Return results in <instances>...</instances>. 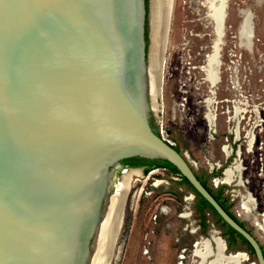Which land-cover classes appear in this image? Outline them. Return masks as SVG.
Returning <instances> with one entry per match:
<instances>
[{
    "label": "water",
    "instance_id": "95a60500",
    "mask_svg": "<svg viewBox=\"0 0 264 264\" xmlns=\"http://www.w3.org/2000/svg\"><path fill=\"white\" fill-rule=\"evenodd\" d=\"M171 11L172 0H0V264L107 260L114 170L132 156L172 162L264 264L260 239L151 125Z\"/></svg>",
    "mask_w": 264,
    "mask_h": 264
},
{
    "label": "rangeland",
    "instance_id": "374dc122",
    "mask_svg": "<svg viewBox=\"0 0 264 264\" xmlns=\"http://www.w3.org/2000/svg\"><path fill=\"white\" fill-rule=\"evenodd\" d=\"M220 1L172 0L162 90L158 107L150 114L198 174L218 173L210 184L226 186L231 210L264 244V0H225L222 27L225 33L227 26L226 39L235 44L234 61L223 62V35L219 81L212 83L205 68L218 41ZM248 15L252 32L244 39L241 25ZM128 174L131 185L110 264H194L197 242L208 245L209 260L255 264L242 243L228 248L222 235L225 228L211 212L202 232L197 196L179 184L178 177L161 168L147 174L142 168H129L124 175L115 172L114 182L125 181ZM217 239L227 247L225 253L244 250L246 258L227 261L224 255L215 256L210 242L218 254Z\"/></svg>",
    "mask_w": 264,
    "mask_h": 264
},
{
    "label": "bare ground",
    "instance_id": "6f19581e",
    "mask_svg": "<svg viewBox=\"0 0 264 264\" xmlns=\"http://www.w3.org/2000/svg\"><path fill=\"white\" fill-rule=\"evenodd\" d=\"M226 7H227V5H226L225 0H221L220 4L218 5V7H216V16H217L216 20L218 22V31H217V33H218V41H217L216 45L214 44L215 45L214 53L209 56L207 66L205 68V70L207 72V78L212 83H217L219 81V73H220V71H219V66H220V60H219V58H220V45H221V43L223 41V35H224L222 26L224 24V17L226 15ZM154 18H156V16L153 15L152 50H151V73H152L153 80H154V78L157 75V69L156 68H157V64L159 62V44H162V41H163L162 32L159 34L158 31H157V29L159 27V22L157 23V19H155V21H154ZM160 18H161L160 19V27H161V23H162V26H163V21H162V17H160ZM162 29H163V27H162ZM251 32H252L251 16L248 15L245 18V20L242 23V25H241V32L240 33H241V36L244 39H248L250 37ZM164 59H165V57H164ZM130 175L131 174H128V176L125 178V181L117 184L116 195L114 196V198L111 200V203L109 204V211L108 212L110 214L109 216L112 215V218L110 219V221L108 223V226L110 227L109 229L116 230L115 231V235L111 239L112 242H113L112 248H113V246H114V244H115V242L117 240L119 228H120V225H121V222H122V218H123V206H124V202H125L126 191H127V188H128L129 182H130V178H131ZM129 190H130V188H129ZM245 205L246 204H244V207H245ZM110 238H111V236L108 237V240ZM216 242H217L216 245H218V254H217V250H216L215 253L213 252L214 250H213L212 244L210 242L212 253L215 256L216 255H219V256H223L224 255V256H226L224 258L227 261L228 260H233L234 258H237V257L246 258V254L245 253H238L236 255H225L224 254L225 248H224L223 242L220 241L219 239H217ZM196 244H197L195 246L196 248H195V250L193 252V255L195 257L194 264H223L217 259L216 260H209V257H210V251L209 250L210 249H209L208 245L204 244L203 242H199V243L197 242ZM111 256H112V249H111V252H109V254L107 256L108 257L107 260L103 259V260L100 261V263L101 264H110V260L112 258ZM98 262L99 261L96 258H94V260L90 264H98ZM225 264H227V263H225Z\"/></svg>",
    "mask_w": 264,
    "mask_h": 264
},
{
    "label": "trees",
    "instance_id": "16d2710c",
    "mask_svg": "<svg viewBox=\"0 0 264 264\" xmlns=\"http://www.w3.org/2000/svg\"><path fill=\"white\" fill-rule=\"evenodd\" d=\"M146 7L148 10V0H146ZM147 23L146 21V33H145V38L146 41L148 40V29H147ZM151 125L153 129L160 134L159 129L154 127L153 124V119L151 120ZM173 146L180 151L182 154L183 152L181 151V148L178 147L177 145L173 144ZM123 166L124 168L127 166L131 167H137V166H142L145 164H148L149 166L145 169V173L147 174L154 168H161L166 170L168 173H170L172 176H176L179 178L178 183L179 184H184L187 185L191 188V190L196 194L197 196V202H196V212H198L199 217L201 218V227H202V232H206L208 224V213L211 212L213 215L217 217V222L220 223L221 227L225 228V231L222 233L223 237L225 238L227 242L228 248H233L237 243H242L245 247L247 252H249L251 255L255 257L256 259V254L251 246V244L248 242V240L241 235L238 231H236L233 227H231L216 211V209L210 204V202L202 196L199 192L196 191V189L192 186V184L188 181V179L181 174L179 169L169 160L163 159V158H146V157H141V156H132V157H127L123 159ZM194 168V166L192 165ZM195 170V168H194ZM196 171V170H195ZM197 173V171H196ZM199 179L202 181V183L207 187V189L215 196V198L220 202V204L234 217L236 218L239 223H241L244 227H247L245 223L231 210L232 203L230 202L229 196L225 195V185L219 186V187H214L213 185L210 184V178L211 176H216L218 175L217 172L208 174V175H200L198 174ZM249 229V228H248ZM250 230V229H249ZM252 231V230H250ZM262 243V242H261ZM262 248L264 251V244L262 243ZM244 251V250H243Z\"/></svg>",
    "mask_w": 264,
    "mask_h": 264
},
{
    "label": "flooded vegetation",
    "instance_id": "af4514ba",
    "mask_svg": "<svg viewBox=\"0 0 264 264\" xmlns=\"http://www.w3.org/2000/svg\"><path fill=\"white\" fill-rule=\"evenodd\" d=\"M227 17H228V12H227ZM226 22H227V19H226ZM226 25H225V30H224V36H225V39H224V45H223V62L225 63V64H228V63H230L231 61H234V59H231V53H232V51H234V46H235V44H234V42L233 41H231V40H227L226 39V36H227V32H226ZM148 43H149V35H148V40H147V45H148ZM232 43V44H231ZM212 44V43H211ZM230 44H231V46H230ZM208 48H210V44H208V45H206ZM206 47V48H207ZM235 54V53H234ZM153 119V124H154V127L155 128H158V126H157V124H156V120H155V117L153 116V115H151L150 114V122H151V120ZM160 132V131H159ZM175 145H177V144H175ZM123 159L119 162V164L116 166V168H115V170H114V173L115 172H117V171H121V169L122 168H124V166H123ZM149 165L148 164H145V165H142V166H137V167H131V166H127L126 168H142L143 169V171H145V169L148 167ZM154 169H156V168H154ZM153 169V170H154Z\"/></svg>",
    "mask_w": 264,
    "mask_h": 264
},
{
    "label": "built area",
    "instance_id": "2783aa9c",
    "mask_svg": "<svg viewBox=\"0 0 264 264\" xmlns=\"http://www.w3.org/2000/svg\"><path fill=\"white\" fill-rule=\"evenodd\" d=\"M160 135H161L166 141H168L170 144H172V145L174 144V143H173L169 138H167L163 133L160 132ZM128 170H129V169L126 168V167H125V168H122V169H121V173H122V175H124L125 173H127ZM119 183H121V182H119ZM119 183H118V184H119ZM116 189H117V188H116Z\"/></svg>",
    "mask_w": 264,
    "mask_h": 264
}]
</instances>
